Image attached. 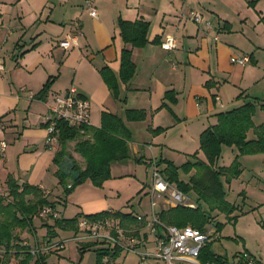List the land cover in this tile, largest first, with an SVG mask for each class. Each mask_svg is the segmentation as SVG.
Returning <instances> with one entry per match:
<instances>
[{
  "label": "crops",
  "instance_id": "0c3cea01",
  "mask_svg": "<svg viewBox=\"0 0 264 264\" xmlns=\"http://www.w3.org/2000/svg\"><path fill=\"white\" fill-rule=\"evenodd\" d=\"M251 1L91 0L97 14L96 18H92L88 15L86 0H0V143L6 146L0 156V176H4L1 177L4 182L0 181L3 187L1 196L8 194L9 178L17 185L29 184L48 191V198L53 191L56 194H59L57 189L61 191L62 187L55 177L60 167L53 163L58 145L54 143L50 149L45 145L47 134L44 126L49 112L44 102L64 95L71 86L76 87L79 96L89 103L90 127H100L104 112L122 119L131 135L128 149L130 158L131 152L135 154L134 162L139 158L145 160V153L148 150L152 152L154 141L172 129L175 124L173 116L182 122L180 131H187L190 123L197 122L191 128L198 130L200 125L198 140L203 130L215 124V115L226 112L225 104L215 91H220L222 82L233 77L236 66H232L230 59L236 57V53L250 59L245 66L237 65L243 68V77L251 76L249 87L244 91L248 92V97L263 101L264 93L256 89L260 83L264 85V59L257 57L256 52L264 46V0H258L254 7L248 5ZM220 4L237 16L244 6L250 10H245L246 17L239 15V18H243L241 23L244 28H247L246 22L251 20L246 49H240L242 45L230 40V35H214V32L232 31L226 21L228 13L218 9ZM200 7L208 15H203ZM191 8L208 20L214 19L213 23L211 21L212 30L207 31L185 17L188 11L193 10ZM183 9L185 12H182ZM248 15L250 18H247ZM118 19L130 22L144 20L148 23L147 43L143 48L124 45L118 33ZM73 22L80 24L81 35L78 45L65 51L58 47V42L72 32ZM168 37L176 42L172 51L161 48V43ZM155 39L159 43H155ZM124 47L131 50L135 73L126 84L118 83L119 98L114 99L102 80L100 70L107 67L117 78L119 56ZM48 79H51V85L44 101L33 99V95L42 89ZM261 91L264 92V87ZM167 92L171 95L166 96ZM246 93L241 91L240 96L246 97ZM126 110H143L146 117L139 123H147L146 131L155 135L150 143L144 145L146 152L142 155L139 143L133 138L132 125L138 122L128 121ZM204 119L210 123L204 126L201 123ZM74 145V142L68 144L71 159L67 156L64 159L71 162L72 169L73 162L84 168L83 159L73 150ZM149 160L152 159L146 162ZM125 162L110 166L111 177L113 167ZM240 169L242 173L243 168ZM69 177L71 180L68 179L66 183L70 185L73 178ZM52 186L55 189L50 190ZM262 187L264 193V183ZM56 198L57 201L61 199L59 196ZM78 204L76 213L86 216L116 211L97 193L81 199ZM67 205L65 203L64 212ZM254 206L241 213H252L254 208L263 205L255 202ZM38 221V225L35 219L33 221L35 237H44L43 225L46 223ZM17 233L21 232L17 230ZM23 235L35 239L26 232L19 235L21 239ZM216 255L226 258L227 262L234 260L222 254ZM257 264L262 263L257 260Z\"/></svg>",
  "mask_w": 264,
  "mask_h": 264
},
{
  "label": "trees",
  "instance_id": "16d2710c",
  "mask_svg": "<svg viewBox=\"0 0 264 264\" xmlns=\"http://www.w3.org/2000/svg\"><path fill=\"white\" fill-rule=\"evenodd\" d=\"M257 1L253 0L248 5L254 7ZM117 27L124 45L138 49L146 45L148 31L146 21L130 22L118 19ZM154 42L159 43V40L155 39ZM134 73L135 65L131 60V50L127 47L120 52L117 78L107 67L100 70L102 80L114 99L119 98L118 83L126 84L132 79ZM50 85L51 79H48L42 89L33 95V99L44 101ZM168 95L171 93L167 92L166 96ZM256 104H258L256 100L251 99L237 108L216 114L215 124L201 132L198 151L191 155V160L180 166H175L172 162L163 159L156 161L155 168L169 184L184 195L193 193L196 196V204L193 207L177 206L162 210L158 214V220L162 224L178 228L189 226L203 230L205 225L211 222L208 213L214 212L225 215L229 220H236V217H231L236 206L225 199L222 186L223 183L229 184L241 174L237 161L239 155L264 154V124L255 126L252 119ZM259 108L264 112V103L260 104ZM125 117L128 121L139 122L145 119L146 113L143 110H126ZM47 125L46 122L45 129ZM249 132L252 134L251 139L247 137ZM54 136L59 148L53 159L55 165H60L65 156L71 159L68 152V144L71 142L75 143L74 152L84 161V168L73 162V171L78 174V178L72 179L70 185L66 181L71 178L63 175L60 169L56 171L55 177L66 195L85 180L90 181L94 188L101 189L103 184L111 179L110 166L114 163L125 162L130 158L128 142L131 140V135L122 119L111 113H102L99 128L89 125L75 126L62 119L56 120ZM223 147L235 148L238 154L228 167L216 165ZM199 152L203 155V160L198 158ZM135 162L142 163V159L139 158ZM146 164L150 165L148 162ZM180 174L187 176V181L181 180ZM7 187L8 194L5 197L0 196V264H8L11 257L17 261V264H47L46 259L51 254L44 253V249L40 250L41 246L39 247L38 244L39 248L36 249L38 252L33 254L35 250L31 249V245H23V239L17 234L18 230L35 237L33 221L36 218L39 219L38 215L45 207H50L59 215L58 218L48 217L52 224L43 225L44 238L47 239L45 245L51 243L63 245V242L56 241L59 236L57 231L70 233L72 239L78 232L77 224L81 218L90 221L118 222L119 228L127 235L137 234L145 223L143 220L138 221L136 214L120 211H103L88 216L78 213L72 218H63L57 211V207L63 205L64 208L65 202L51 201L48 198L50 193L45 195L43 189L29 184L17 185L11 178L7 180ZM201 203L206 210L202 209ZM221 226L222 224L217 223L214 225L215 230L219 232ZM211 245L212 241L202 248L199 262L201 264H226L227 259L214 254L211 251ZM63 249L64 247L57 253ZM77 249L80 254L86 250H93L96 254L94 264H107L105 258L110 253L113 258L117 257L116 259L120 253V251H115L117 249L108 248L104 243L96 242L81 244Z\"/></svg>",
  "mask_w": 264,
  "mask_h": 264
},
{
  "label": "rangeland",
  "instance_id": "374dc122",
  "mask_svg": "<svg viewBox=\"0 0 264 264\" xmlns=\"http://www.w3.org/2000/svg\"><path fill=\"white\" fill-rule=\"evenodd\" d=\"M245 8L246 7L244 6L242 12H239L237 16L236 14L233 15L231 11L220 4L218 9L228 13L229 18L226 21L231 25L232 31L231 33H228L227 31H221L220 34H216V32H214V35H219L222 37L230 35V40H233L239 45H242V48L240 49H246V43H248L247 38H249L251 34L250 29H248L251 28L249 24L251 20H249V22H246L247 28H244L241 23V19L243 18H239V15L240 17L247 16L245 10H248V12L250 10ZM191 9H193L191 10L192 12L188 11V15L185 16L189 20H191V13L195 12L200 14V12L202 11L203 15L207 14L201 7L199 10L200 12H197L196 10H194V8ZM184 10L185 9H183L182 12H185ZM243 11H245V16L243 15ZM203 15V21L198 25H202L206 30L205 23L210 22L211 24V21L213 23L214 19L210 18L211 20H208ZM247 18H250L249 15ZM215 25L216 28V20ZM253 49L256 50V48L254 47ZM257 51V57L262 58L263 60L264 46L262 47V50ZM243 56L244 55L241 53H236V57L238 58H241ZM232 66L234 68L236 66L233 77L230 76L227 82H222L220 91H215L217 93V96L220 97L222 99V102L225 104V111L237 108L251 101L252 99L251 97H248V92L246 93V91H244V89H247V87H249L251 76L246 75L245 77H243V68L238 67L236 64H232ZM263 87L264 85L260 83L256 91L264 93L261 91ZM241 91L246 93V97L240 96ZM216 99L218 100V98ZM255 100L258 104H256V110L252 119L254 125H258L264 122V112L259 108V105L263 104L264 100ZM173 119L175 120V124L172 129L170 131L167 130V133L164 136H161L160 139L155 140L153 144L154 146H152V152L147 149V154L145 153L146 150L143 149L144 145L146 143H150L152 136L154 137L155 135L151 131H149L150 134L146 131L145 128H147V123H134L132 125L134 126L133 138L136 143H139L138 148L140 150V154L142 155L143 153H145L146 159H143L142 163L134 162L135 154L131 152L132 157L128 161L123 164H116L113 167L111 179L106 181L101 189L94 188L90 181L85 180L80 185H77L67 195L64 194L63 189H61V191L60 189H57V192H59V194H56V191H53L52 195L49 197L51 201H57L56 196H59L61 198L60 200H62L61 203L65 202L66 204H68L65 212L63 205L58 207V212H60L61 217L69 218L75 216L77 214L76 212H78V206L76 207V205H79L78 203H80V200L87 196H91V194L93 193H97L100 194L102 198H105L107 200L109 207L116 211L146 215L147 219L150 218V199L147 193L149 192V186L152 184V172L155 169L156 163L154 160L156 159V161H159L160 159H163L172 162L175 166H180L188 160H191V155L198 151V135L200 125H198L197 127L198 130H193L191 128V125L197 122L190 123L187 131H180L182 122L178 121L174 116ZM201 123H203V125L205 126L210 122L208 123V121L204 119L201 121ZM163 132L164 131L160 132V134ZM247 137L248 139L252 138L251 132L248 133ZM159 143H161V145ZM157 144H159L160 146H156ZM146 148L148 147L146 146ZM198 154V158L203 160V155L201 153ZM237 155L238 154L235 148L223 147L221 157L216 165L220 167H228L233 162V160L236 159ZM147 159L153 160L148 161V163H151V165L146 164ZM237 161L240 165V168H243L242 173L238 176V178L234 179V181L232 180L229 184L223 183L222 186L225 199L230 204L236 206V210L231 216L236 217V220H229L225 215L219 214L217 212L208 213L211 217V222L210 224H206L204 229L211 225L212 230L215 231V238L213 239L211 245V250L213 253L222 254L224 255V257L232 260V258L236 259L239 257V254L245 252L249 255L253 254L251 256L255 259L256 262L258 260L259 262L264 264V208H262L264 207V193H262V186L264 183V154L239 155L237 157ZM2 176L3 174H1L0 176V181L4 182V180H2L1 178ZM187 178V176L180 174L181 180L187 181ZM223 181L224 180L222 178V182ZM241 181H243V185H241ZM54 187L55 186H52L49 189H55ZM186 196L189 200V204H196L195 194L189 193ZM255 202H261L263 206L261 208H254L252 213H243L249 211L250 208L255 207ZM200 205L203 210H206L205 206L202 203ZM165 207V204H163L161 200H157L154 209L155 212L159 214L162 210H165ZM241 211L243 212L241 213ZM38 220L39 219L37 218L35 219L36 225L39 224ZM40 220L44 223L52 222L49 218ZM217 223L222 224L219 232L215 230L214 227V225H216ZM17 234L20 235L22 234V232ZM22 239L24 242L22 244H28L29 246L31 245L32 250H38L40 246V250H43L53 245L52 243L45 245V240L47 239L42 236L32 239V237H26L25 235H23ZM56 241L63 242L64 249L58 253L57 251L53 252V250L49 251V254L51 255L47 260V264L95 263V252L90 249L86 250L83 254H80L77 248L79 245L85 243L76 242L74 239H71V236L68 233H60ZM37 244L39 245V247L37 246ZM245 250H247L251 254L246 252ZM44 253H46V251H44ZM136 261V256L131 253H125L123 250H121L118 255L117 264H136ZM8 264H17V261L13 257H11Z\"/></svg>",
  "mask_w": 264,
  "mask_h": 264
},
{
  "label": "built area",
  "instance_id": "2783aa9c",
  "mask_svg": "<svg viewBox=\"0 0 264 264\" xmlns=\"http://www.w3.org/2000/svg\"><path fill=\"white\" fill-rule=\"evenodd\" d=\"M85 6L88 15L96 18V10L91 4V0H86ZM191 21L200 24L203 21L202 15L198 13H191ZM202 24V23H201ZM72 32L66 34L65 38L58 42V47L67 51L78 45V38L80 33V24L73 22L71 24ZM207 31L212 30L210 22L205 23ZM216 40V38H215ZM176 47L174 38L168 37L161 43V48L165 51H172ZM232 64L238 66H245L250 63L247 56L241 58L232 57L230 59ZM2 67L0 66V71ZM48 109L49 115L46 120V140L45 145L50 149L56 143L55 121L62 119L63 121L75 125H88L89 119V103L82 99L76 87L71 86L67 92L62 96H54L51 102H44ZM0 130L2 126L0 124ZM5 144L0 143V156L4 152ZM3 187L0 184V196ZM45 195L49 192L43 190ZM150 199V218L146 216L137 215L138 221H144V226L137 234L127 235L124 230L119 228L118 222L112 220L104 221H90L81 218L78 221V232L72 237L79 243H104L108 248L117 249L115 251L123 250L125 253H131L136 256V264H200L199 254L206 243L211 242L215 237V232L211 225L203 230L192 227L178 228L175 226H167L158 220V213L155 212L156 201L161 200L165 204V209L177 206L193 207L188 203L186 195L178 191L173 185L169 184L155 168L152 172V184L149 186L147 193ZM52 216L58 218V213L54 212L50 207H45L39 213V219H45ZM64 246L59 243L44 249L49 252L53 250L59 251ZM114 251V252H115ZM35 250L33 252L37 253ZM117 257L113 258L108 255L105 258L107 264H117ZM226 264H256L255 259L247 254L241 253L239 257L232 262Z\"/></svg>",
  "mask_w": 264,
  "mask_h": 264
},
{
  "label": "water",
  "instance_id": "95a60500",
  "mask_svg": "<svg viewBox=\"0 0 264 264\" xmlns=\"http://www.w3.org/2000/svg\"><path fill=\"white\" fill-rule=\"evenodd\" d=\"M60 169L62 170V173L65 176H71L73 180H76L78 178V174L73 171L72 164L67 158L64 159V162L59 165Z\"/></svg>",
  "mask_w": 264,
  "mask_h": 264
}]
</instances>
